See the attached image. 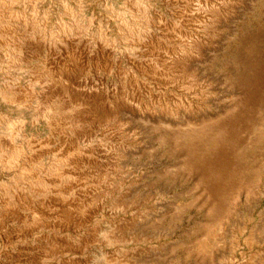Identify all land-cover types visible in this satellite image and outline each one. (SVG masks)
I'll return each instance as SVG.
<instances>
[{"label": "rangeland", "instance_id": "1", "mask_svg": "<svg viewBox=\"0 0 264 264\" xmlns=\"http://www.w3.org/2000/svg\"><path fill=\"white\" fill-rule=\"evenodd\" d=\"M137 1L143 14L155 12L160 17L156 29L133 19L124 0H40L39 4L52 25L68 21L64 5L71 11L81 10L82 18L94 17L107 25L122 53L121 65L136 77L143 97H147L144 83L152 93L168 99L189 94L193 100L201 96L202 101L195 100L197 110L184 109L176 117L133 118L121 112L122 127L136 141L126 150H114L120 169L109 171L111 191L104 209L74 230L47 225L21 239L15 238L16 232L11 240L0 236V264H39L17 253L24 243L36 249V237L42 235L74 246H65L43 264H264V0H231L236 3L233 14L214 21L219 34L212 48L189 65L201 89L192 92L179 85L165 87L128 63L125 56L134 55L132 46L117 35L110 11L124 14L130 24L156 31L167 41L163 33L167 22L190 30L175 9L186 1L197 2ZM226 1L216 2L223 8L221 13ZM29 5V0L14 4L26 13ZM4 81L0 71V84ZM23 81H27L25 74ZM3 120L13 127L27 121L24 112L0 99V133L16 135ZM26 125L25 138L50 134L44 123ZM17 138L20 141L23 136ZM51 161L48 157L44 164ZM1 177L6 180L10 175ZM47 191L53 193L50 187ZM16 226L21 227L14 224L15 230Z\"/></svg>", "mask_w": 264, "mask_h": 264}, {"label": "bare ground", "instance_id": "2", "mask_svg": "<svg viewBox=\"0 0 264 264\" xmlns=\"http://www.w3.org/2000/svg\"><path fill=\"white\" fill-rule=\"evenodd\" d=\"M16 1L0 0V71L5 79L0 84V99L24 112L27 121L13 127L3 120L17 134L6 130L0 133V236L5 240L14 235L18 239L31 236L47 225L74 230L104 209V200L111 191L109 171L120 169L114 150H126L136 141L122 127L121 112L133 118L176 117L181 110H197L195 100L202 101L201 96L193 100L189 94L181 98L170 95L168 99L164 94L152 93L144 83L147 97H143L136 77L128 75L121 65L122 53L107 25L97 23L94 17L82 18L81 10L71 11L67 5L64 8L68 21L52 25L47 14L42 13L40 0H29L27 13L15 8ZM192 1L197 4L186 1L185 6L175 9L183 26L190 30L173 21L164 23L167 41L159 38L156 31L130 24L124 14L105 6L112 14L117 35L132 46L134 55L125 56L128 63L165 87L173 84L187 91L200 89L190 62L206 48H212L219 34L214 21L229 17L236 6V0L234 4L227 0L222 16L218 0ZM166 2L171 5L170 0ZM124 4L133 19L148 24L149 30L151 25L155 28L160 24L155 12L143 14L137 0H124ZM38 123L48 126L49 136L25 138L26 124ZM19 134L23 136L20 141ZM48 157L52 161L46 166ZM4 173L10 178L2 179ZM49 187L52 194L47 193ZM29 191L37 196L36 200ZM14 224L21 227L15 230ZM46 237H36L38 245L33 250L30 244H22L17 254L41 264L73 244H59L55 238Z\"/></svg>", "mask_w": 264, "mask_h": 264}]
</instances>
